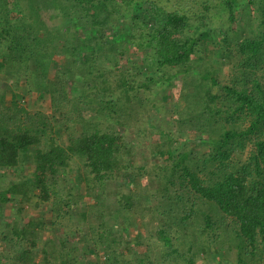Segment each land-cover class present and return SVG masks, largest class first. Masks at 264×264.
<instances>
[{
	"label": "trees",
	"instance_id": "trees-1",
	"mask_svg": "<svg viewBox=\"0 0 264 264\" xmlns=\"http://www.w3.org/2000/svg\"><path fill=\"white\" fill-rule=\"evenodd\" d=\"M238 4L261 16L243 38ZM61 14L76 19L49 29ZM215 17L217 62L209 26L186 35ZM77 25L101 31L91 46L66 37ZM154 43L143 64L132 49ZM130 130L155 162L132 166ZM0 209V264H264V0H0Z\"/></svg>",
	"mask_w": 264,
	"mask_h": 264
},
{
	"label": "rangeland",
	"instance_id": "rangeland-1",
	"mask_svg": "<svg viewBox=\"0 0 264 264\" xmlns=\"http://www.w3.org/2000/svg\"><path fill=\"white\" fill-rule=\"evenodd\" d=\"M41 12L43 15H46L48 17L50 15L57 14L55 9L49 8V7H42ZM235 12H236L235 13V23H236V28L238 29L237 35H240L243 38V36H246L245 34L248 33L252 29L253 25L256 22L260 21L261 16H260L259 11L255 8V6L253 4L245 6V7H243V6L241 7L238 4L235 7ZM142 13H147V12H146V10H143ZM16 15H17V13H16V10L14 9L13 12H11V17H16ZM75 19L76 18H74L70 15L61 14L56 18L55 23H50L48 25V27H49V29L55 31L56 27H58L60 29V27H63L65 25L69 26L70 22L75 20ZM146 20L150 21V18H149V20L148 19H146ZM152 20L155 22L160 21V19L158 17H152ZM218 21H219V19L217 17H215V19H213V22H206V23L203 22L204 24H200V22H197V23L190 22L189 23L190 27L187 29L188 32L186 34L189 37V41H191V40L195 39L196 33L202 31L201 29L203 27L209 26V28H211L210 32H211L212 37L206 41V44H208L209 51H212L214 53L213 57L211 59V61H213V62L218 61V56H216L215 54L220 53V50L222 49V45H223L221 42V38H220L223 33H221V34L219 33V27H221V26L226 27L224 22H223V24H219ZM139 23H140V21H138V20L137 21H134V20L130 21V25H133V26L138 25ZM226 23H228V22H226ZM94 32L96 35H100L101 31L90 30L86 26L83 27L81 25H77L76 27L71 28L68 31L66 30L65 35H66V37L72 36V37H74V39L80 35L79 38L81 41H83L82 47H85V46L88 47V46H91L90 44H92V42H90V40H88V38H89L88 35H90ZM112 32H113L112 26L110 25L109 29H108V34H105V35H111ZM224 32H225V30H224ZM230 35H232V34H230ZM122 42L124 45H128V43H129L125 39H123ZM156 47H158V44L154 43V44H151L150 46H148L147 48H144L141 50H137L136 48H133L132 51L135 54L138 53L139 56H141L143 59L145 58L142 63L146 64L150 61L147 57H145V55L148 52L153 53V51ZM81 53L84 54V51H81ZM195 58H196V54L194 56H192V59H195ZM127 65H128L127 75L130 77L134 76L135 70L137 71V68L139 65L137 64V62H133V63L128 62ZM63 66H65V62L61 63V61H59V60H53L52 61V64L50 67L51 71H52V79H53V81L64 82L67 85L68 90L73 91L71 93L75 94L78 91V89L75 87V84H72V83H75V81L72 80V78H67L65 76V73H63L64 71L62 68ZM157 87H159V86H157ZM156 90H158L156 92V98H157V100H160V98H161L160 92L162 89H161V87H159L158 89L156 88ZM167 91H168V87L165 86V89L163 91L164 94H166ZM35 101H36L35 103H37L38 107L42 108L44 111H47L48 106H47L46 101L39 99V97L36 98ZM131 130H133V129H131ZM150 141H152V139H150V132L145 133V136L143 138H139V137L135 136L133 131L129 132V134H127L125 136V144L129 148L128 153H129V157L131 158L130 161H131L132 166H137L140 164L150 165L153 162H155L156 159L150 155V149H149ZM25 163L31 164L32 162L26 160ZM46 167H47L46 165H33V168L32 167L29 168L30 170H28L26 167L24 172L26 173V175H28V174H30V172H32L33 175L38 176L39 171L42 172L43 174L44 173H51L52 168H54V167H49V169H51V170H47ZM45 170H47V171L44 172ZM57 172L58 173H56V178L58 177L59 179H62L61 183H63V179H64L63 174H62L63 169L57 167ZM44 175L49 176L50 174H44ZM81 177L84 178L83 173H82ZM5 179H7V177H5ZM1 183H2V181H1ZM3 183H4V181H3ZM82 183L85 184L83 181H82ZM33 184H34V181H32L28 186L27 185L23 186L22 189L26 190V191L28 190L29 192H33V190H32ZM60 189L62 190L63 196H65L66 191H67V186L62 185L60 187ZM38 193L45 195V196L49 195V193L44 191V190H39ZM39 198H41V197L40 196L36 197V199H39ZM82 198L84 200H87L85 193L82 195ZM41 206L42 205H39V208H37L36 210L33 208L27 210L28 213H32L31 214L32 219H36L37 221H40V222L42 220H46L51 214H53L55 212V210H58V208H61L62 204H61V202H58L54 206L48 205L46 207L43 206L42 208H41ZM5 214H7V213H5L4 210H3V213H1V209H0V215H1V217H3L1 220H4V219L7 220L6 219L7 215H5ZM27 219H28V216H25V219H22V220L25 222ZM8 220H10V219H8ZM139 231L140 232L142 231L143 234L145 233V231H143L141 229H139ZM140 246L142 247L143 244H141ZM196 258L199 260L201 258V256L198 255ZM220 261H223V260L221 258H219V262ZM222 264H231V263H222Z\"/></svg>",
	"mask_w": 264,
	"mask_h": 264
}]
</instances>
